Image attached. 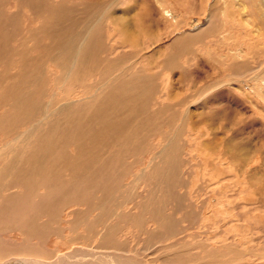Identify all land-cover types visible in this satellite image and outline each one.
I'll return each instance as SVG.
<instances>
[{
	"label": "bare ground",
	"instance_id": "obj_1",
	"mask_svg": "<svg viewBox=\"0 0 264 264\" xmlns=\"http://www.w3.org/2000/svg\"><path fill=\"white\" fill-rule=\"evenodd\" d=\"M9 1L0 0V63L16 65L25 70L29 77L21 80H12L7 76L0 78V108L5 110L1 116H12L10 119L0 121V131L10 138L1 147L8 154L6 165L18 169L22 166V161L16 160V156L27 152V147L33 153L48 147L60 163V168L69 172L65 175L52 177L45 184L46 192L38 198L37 211L34 215L25 222L10 227L8 232L5 231L6 233L10 232L9 234L11 231H18L21 233L20 242L30 239L33 244L48 238H59L61 240L60 247H67L66 250L61 252L54 249L52 253L47 254L41 253L37 249L29 250L23 247L20 249V254L29 255L33 257L32 260L22 257V259L12 262L22 261L21 264H145L146 262L143 263V261L149 260L141 259L140 252L133 250V240L124 238L121 230L130 228L132 231L137 230L136 233L139 230L138 234H144L148 225L155 222L159 229L150 235V243L147 245L158 243L154 241H173L172 245H169L170 248H164L162 252L166 254L174 252L175 256L171 257L176 259L175 263L187 261V263L196 264L192 249H189L187 244H183L184 240L181 239V235L185 232V229L182 228L185 227L184 220H182L184 225L181 224L183 226L180 225V229H177L176 224L180 223L177 219L162 217L153 221L151 216L143 213V211L152 210V206L134 203L131 198H125V191L122 192L123 184L125 183L126 187L129 185V182L124 179L132 177L134 173L132 176L131 172L129 175L123 176L124 179L120 183L122 178L117 172L120 171L121 166H117L121 164L119 161L121 158L125 159V155H130L132 159L136 155L149 154L152 150L151 137H158L159 146L162 148L158 153L161 162L158 165L154 164L158 169L151 168L159 179L158 186L167 181V190L172 189L170 192H173L174 189L176 190L177 182L184 184L180 178L182 158L180 140L181 136L184 137L186 134L190 136V133H194L191 128L193 120L188 117L189 115L192 117L190 112L187 117L182 116L183 109L181 117L174 114L171 116L170 112L173 110L179 109L177 111L179 113L181 112L180 108L187 106V99L180 100V95L172 92L173 88L176 89L174 86L176 82L170 76H166V73L171 75L173 71L180 70L177 81L188 75L184 71L181 57L193 58L194 55L190 52L191 47L195 48L196 45L205 43L207 39L218 38L215 29L219 26L230 28V34H235L234 38L237 35L244 37L242 45L249 51L248 55L251 54L250 51H253L249 39H253L255 43L263 42L264 45V0L263 4L260 0H248L249 6L252 5V8H248L247 13H244L246 14L245 18L241 17L242 15L235 9H228L229 6L226 4L227 8H223L222 11L221 9H212L213 22L210 21L205 31H199L194 36L188 34L175 38L172 44L168 45L165 55L151 53V47L155 43L153 38H149L143 44H139L137 40L134 49L128 47L121 49L120 45L115 43L114 36H104L105 31L115 33L112 32L115 30L106 23L103 24L104 32L101 34V38H90V26L86 20L89 5L76 10L75 0L72 3L69 0H39L43 4L36 3L37 7L45 8L43 17L46 21L53 20V16L61 12L60 26L57 22L46 24L36 18L35 10L31 11V8L38 0H13L15 2V6L11 7L13 9L6 8L5 11ZM144 4V0L143 2L138 0L137 8L139 5L140 7L145 6ZM234 7L237 6L234 4ZM105 9L108 17L117 18L116 12L107 9L106 6ZM24 11L33 21L30 29L28 27L21 28V13H25ZM75 12L77 14H74ZM168 14L170 15L169 12ZM218 17L222 18V24ZM247 17L249 18L247 19ZM34 19L37 21L36 24H34ZM117 21L122 29L118 33L120 39L123 40L128 34L133 37L134 34L137 35V33L131 32L128 21L122 15L117 18ZM136 22L139 27H146L144 21ZM189 25L191 28V22ZM135 26L133 25L134 29L137 28ZM251 27L257 29L254 31L250 29ZM61 31L65 34L62 35ZM77 32L80 37L74 39ZM85 37L87 38L85 39ZM123 42V46H125V41L123 40ZM98 43H101L103 49L106 44L111 54L110 62L112 64L109 68L100 69V71L97 70L96 65V56L101 53ZM22 44L27 45L23 47ZM207 44L214 45L215 41L212 40ZM222 47L224 46L216 48ZM233 50V48L227 50V58L232 60L229 70L233 72V77L239 78L244 73L251 72L252 69L248 62L240 63L238 59H244V57L235 51L233 53ZM257 52L264 59V46H258ZM153 59L156 62L150 64ZM87 62L90 65H86ZM51 68H58L61 74L48 75L46 80H43L41 74ZM91 76L94 77L93 81L86 84L77 96L71 97L66 93H59L55 96L46 94L47 101L43 103L45 94L43 87L48 81L57 87L60 83L74 78L84 80ZM166 78L167 80H165ZM263 80L264 78L261 79V82H264ZM180 82L184 84L183 81ZM184 86L186 87L185 84ZM210 87L205 89L208 90ZM223 94L218 98L221 102L227 99V94ZM206 102L205 100L201 104L204 105ZM215 103L216 98L207 105L213 106V104L216 105ZM52 106L58 108L54 114L49 112ZM169 113L170 115L166 117ZM53 122L69 125L71 136L59 133L52 140L47 141L51 138L47 134V130L51 128ZM162 127L168 129L169 132L165 131L162 135ZM58 140L64 142L58 144ZM62 150H69V152H61ZM64 159L72 161L69 165L70 168H67ZM173 175H176L177 178L175 179ZM116 179H120L118 186L116 183L114 184ZM139 180L138 182H140ZM131 184L136 185L137 181ZM109 185H113V188L108 187ZM95 189H98L97 200H93L89 193ZM147 189L149 188L147 187ZM152 190L153 188L149 189L150 194L148 193V196L141 200L142 202L152 200ZM21 193V191H11L9 197H15ZM173 197L174 195H171V198ZM167 199L168 197L163 198L164 201ZM127 203H130L136 210V213L128 218L123 216L125 214L124 206ZM156 203L159 205L158 201ZM79 206L85 209L73 211L71 213L72 221H59L65 208ZM185 206L191 207L189 204ZM202 212L203 210L200 213L202 214ZM189 215L190 213L184 216L187 218ZM43 219L47 220L43 221ZM7 220V209L0 199V227L5 225L3 222L6 223ZM188 220L185 221L186 225ZM193 227L194 224L190 226V228ZM190 228L188 229L190 230ZM2 229L4 230V228ZM135 232L133 231L134 234ZM176 237L179 239L175 240ZM151 240L154 241L151 242ZM93 244L101 253L93 255L91 254L94 253L93 251L89 252ZM175 247L180 248L176 250ZM226 248L228 249V247ZM234 252L232 250L230 253ZM237 256L241 258V252Z\"/></svg>",
	"mask_w": 264,
	"mask_h": 264
},
{
	"label": "rangeland",
	"instance_id": "obj_2",
	"mask_svg": "<svg viewBox=\"0 0 264 264\" xmlns=\"http://www.w3.org/2000/svg\"><path fill=\"white\" fill-rule=\"evenodd\" d=\"M72 1L69 0L70 3ZM139 1L143 2V0ZM223 1L144 0L145 6H141L142 8L140 5L137 8L138 0H75V4H78H76V10L89 5L87 7L86 20L90 26V38H101V34L104 32L103 24L106 23L111 29L115 30L112 31L115 33L105 31L104 36H114L115 43L120 45L121 49L124 47L134 49L137 40L139 44H143L149 38H153L155 43L151 47V53L165 55L168 45L172 44L175 38L188 34L194 36L199 31H205L210 21L213 22L211 17L213 16L212 9L216 8L222 11L223 8H227L225 7L226 4L229 6L228 9H235L242 15L241 17H246L244 13H247L248 8H252V5L249 6L248 0ZM260 2L263 4V0H260ZM36 3H40L39 5L43 4L38 0L32 6L31 11L35 10L36 18L46 24L57 22L60 26L61 12L56 13L53 16V20L46 21L43 17L45 8L37 7ZM234 4L237 7H234ZM13 6H15V2L10 0L4 10L6 11L8 8L11 10ZM105 6L107 9L109 8L116 12L118 14L117 18L122 15L128 21L131 32L137 33L138 36L134 34L136 38L131 34L123 38L125 46H123L124 42L122 38L120 39V34H118L122 31L119 27L120 24L116 17L110 18L107 16ZM74 14L77 13L75 12ZM28 16L26 12L21 13L20 24L22 29L27 27L30 29L32 27L30 25L33 24V21ZM218 19L222 24V18L218 17ZM136 21H140L139 23L144 21L147 28L139 27ZM190 22L191 28L189 27ZM36 23L37 21L34 19V24ZM133 25H136L137 28L134 29ZM187 27L189 28L186 29ZM231 27L234 26L231 25ZM250 29L255 31L257 28L251 27ZM215 32L218 38H210L205 43L202 42L199 46L196 45L195 48L191 47L190 52L194 55L193 58L181 57L184 71L188 75H185L180 81H183L186 87L183 83L177 81L180 70L173 71L171 75L166 73V76H170L176 82L174 85L176 89L173 88L172 92L180 95V100L187 99V106L180 108L181 112H177L179 109L173 110V113L169 111L171 116L174 114L181 117L183 109L184 113L182 116L187 117L190 112L192 117L191 115L188 117L193 120V127L191 128L194 133H190V136L186 134L185 138L181 136L180 140V152H182L180 153L182 157L180 178L184 181V184L177 182L176 190L174 189L173 192H170L172 189L167 190V181L158 186L159 179L151 168L158 169L154 164L158 165L161 162L158 158V153L162 148L159 146L160 140L154 136L151 137L150 146L152 150L149 154L136 155L134 156L135 159H133L134 157L130 159L132 163L121 164L122 169L120 171L116 169L122 180L120 182V179H116L114 184L116 183L118 186L119 182L122 183L123 176L129 175L130 172L131 176L133 173L134 175L137 173L135 177L133 175L128 177L129 179H124L129 182L128 187H126L125 183L123 184L122 192H126L125 198H131L134 203L151 205L152 210H147L145 213L151 216L153 221L162 217L177 219L180 223L176 224V228L180 229V225L183 224L182 220H184L185 225H183L185 227H182L183 225L181 227L185 229V232L181 235V239L184 240L183 244H187L189 249H192L191 252L196 264H264V82H261V79L264 78V59L257 52L258 46L262 47L264 45L263 42L255 43L253 39H249V44L253 51H250L251 54L248 55L247 52L249 51L242 45L245 40L244 37L237 35L234 38L235 34H230V28L225 26L217 27ZM61 34L64 35L65 33L61 31ZM79 37L80 34L77 32L73 38ZM212 40L215 41L214 45L207 44ZM26 45L22 44L21 46L24 47ZM98 45L101 53L96 56V65L97 70L100 71V69L109 68L112 64L110 62L111 54L106 44H104V49L101 43H98ZM221 46L224 47L216 48ZM227 48H233V53L236 52L240 56L242 54L244 59L239 58L238 61L240 63L248 62L252 69L251 72L244 73L239 78L233 77V72L229 70L232 60L227 58ZM154 60L150 64L156 62ZM85 64L90 65L88 62ZM59 74H61V71L58 68H51L49 71L43 72L41 78L46 80L48 75ZM5 76L12 80H21L29 77L25 70L16 65L0 63V78ZM93 79V76L84 80L74 78L60 83L57 87L48 81L43 87V92L45 91L43 103L47 101L46 94L55 96L59 93H66L71 97L77 96L86 84L93 81ZM206 87L210 88L206 90ZM224 92L227 94V99L221 102L218 98ZM215 98L216 105H207ZM205 100L207 102L202 105L201 103ZM210 107L214 109L211 110ZM57 110V107L52 106L49 112L54 114ZM3 111H5L4 108H0V121L12 117L1 116ZM174 111L176 112L174 113ZM170 113L165 114L166 117ZM50 127L47 130V134L51 138L47 139V141L52 140L59 133L71 136L69 125L67 124L53 122ZM165 131L169 132L168 129L166 130L165 127H162L161 134L163 135ZM9 140V136L0 131V199L3 201V206L7 209L8 219L6 223L3 222L5 225L0 227V264H15L16 262V264H21L22 261H15V263L12 261L22 259V257L26 260H32L33 257L20 254V249L23 247L29 250L37 249L41 253L47 254L52 253L54 249L64 252L67 247H60L61 240L59 238H48L33 244L30 239L20 242L21 233L18 231H11V234H9L10 232H5H8L10 227L25 222L36 213L38 198L44 195L46 192L45 184L52 177L69 173L60 168V163L52 155L53 152L48 147L40 149L37 153H33L27 147V152H22L16 156V160L22 161L20 168L15 169L7 166L6 156L8 154L1 147ZM63 142V140L57 141L58 144ZM185 142L186 144H184ZM61 152L68 153L69 150H62ZM63 161L67 168H70L69 165H71L72 161L70 159H64ZM139 175L141 176L140 178ZM173 176L175 179L177 178L176 175ZM135 180L137 184H131L136 182ZM147 187L150 190L153 188L152 200L142 202L141 200L146 198L145 196H148V193L150 194L151 192ZM11 191H21L22 193L15 197H9V192ZM97 192L98 189L89 192L93 200H97ZM171 195H174V199L171 198ZM159 197L164 199L168 197V199L164 201L163 198ZM158 198L159 200H157ZM157 201L160 206L157 205ZM169 202L177 204L176 208L173 207L174 211L171 210L173 205L168 206ZM186 204L191 205L192 208L194 207L193 212L197 211V213H192L194 214L193 216L190 214L186 218L184 215L189 213L190 208L187 209L189 211L184 210L183 214L175 212V210L178 211V208ZM124 208L125 214H122L126 218L136 213L130 203H127ZM76 209L85 208L82 206L67 207L64 209L59 221H72L73 216L71 213ZM185 219H190L187 225L192 226L194 224V227H188ZM46 220L43 219V221ZM158 229V225L155 222H151L144 234H138L139 230L137 233L135 232L137 230H133L134 234L130 228H126L124 231L121 230V232L124 238L133 240V250L140 252L139 256L142 257L141 259L149 260L143 261V263L185 264L183 261L180 263L174 262L176 261L175 258H172L175 256L174 252L170 254L162 252L164 248H170L169 245H172L173 241L151 240V242L158 243L147 245L150 243V235H153ZM176 239H179V237H176ZM7 241L9 242L6 243ZM175 248L177 250L180 247ZM97 250L96 245L93 244L89 252L93 251L94 253H91L93 255L101 253V251ZM232 250L235 251L233 254L230 253ZM239 252H241L242 256H245L238 258L237 254ZM165 255L167 256L164 257Z\"/></svg>",
	"mask_w": 264,
	"mask_h": 264
},
{
	"label": "crops",
	"instance_id": "obj_3",
	"mask_svg": "<svg viewBox=\"0 0 264 264\" xmlns=\"http://www.w3.org/2000/svg\"><path fill=\"white\" fill-rule=\"evenodd\" d=\"M130 159H131V156H130V155H125V160H122V158H121L119 161L121 162L122 165H126V164H130V163H132V162L130 161ZM121 164L118 165L117 167L121 166ZM120 169H122V167H121ZM108 187L113 188V185H109ZM122 188H124V187H122ZM172 205H173V206H172ZM168 206H172V209H171V210H173V207L176 208V207H177V204H174V203H172V202H169V203H168ZM190 208H191V209H190L189 213L192 214V212H193V208H192V207H190ZM168 209H170V208H168ZM187 209H188L187 206L183 205L182 208H178V211L175 210V212H178V213H180V214H183V211H184V210H185V211H188ZM173 211H174V210H173ZM195 212L197 213V211H195ZM195 212H193V213H195ZM143 213H145V211H143ZM183 262H184L185 264H188L187 261H183Z\"/></svg>",
	"mask_w": 264,
	"mask_h": 264
}]
</instances>
